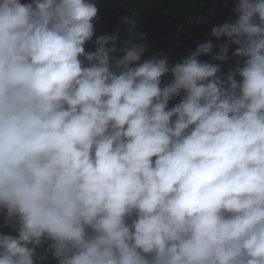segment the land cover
<instances>
[{
    "label": "clouds",
    "instance_id": "obj_1",
    "mask_svg": "<svg viewBox=\"0 0 264 264\" xmlns=\"http://www.w3.org/2000/svg\"><path fill=\"white\" fill-rule=\"evenodd\" d=\"M233 11L211 29L224 43L170 64L143 58L135 19L121 45L93 41L95 0H0V212L17 233L0 264H43L44 244L58 264H264V0ZM231 45L224 72L210 61Z\"/></svg>",
    "mask_w": 264,
    "mask_h": 264
},
{
    "label": "trees",
    "instance_id": "obj_2",
    "mask_svg": "<svg viewBox=\"0 0 264 264\" xmlns=\"http://www.w3.org/2000/svg\"><path fill=\"white\" fill-rule=\"evenodd\" d=\"M31 0H21V3H29ZM98 7L95 20V35L93 41L100 35L118 33L117 45L129 38V25L122 22V18L135 19V27L131 33H143V43L147 50L143 58L161 53H166L169 63L182 60L195 50L197 45L211 40L214 44L224 43L226 38L216 40L210 35L213 26L226 20L234 21L237 13L233 11L238 0H95ZM141 42L134 39L133 43ZM236 46L229 48L227 61H210L211 54L201 55L202 61L221 63L222 71L227 72L235 65L238 57H232L231 53ZM86 50H94V43L85 45ZM217 51L213 49V53ZM122 55V53H114ZM170 74L162 77V83L170 79ZM239 79V77H237ZM181 97H176L169 102V107L179 102ZM0 233L16 235L17 233L5 227L3 213L0 212ZM47 244L41 245L37 251L46 255L43 264H58L51 253L45 254Z\"/></svg>",
    "mask_w": 264,
    "mask_h": 264
}]
</instances>
